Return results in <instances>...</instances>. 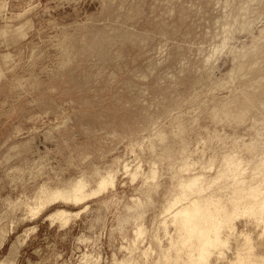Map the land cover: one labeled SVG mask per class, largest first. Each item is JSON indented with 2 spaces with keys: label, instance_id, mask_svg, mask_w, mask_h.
Masks as SVG:
<instances>
[{
  "label": "rangeland",
  "instance_id": "obj_1",
  "mask_svg": "<svg viewBox=\"0 0 264 264\" xmlns=\"http://www.w3.org/2000/svg\"><path fill=\"white\" fill-rule=\"evenodd\" d=\"M262 154L264 0H0V264H150L181 181Z\"/></svg>",
  "mask_w": 264,
  "mask_h": 264
},
{
  "label": "bare ground",
  "instance_id": "obj_2",
  "mask_svg": "<svg viewBox=\"0 0 264 264\" xmlns=\"http://www.w3.org/2000/svg\"><path fill=\"white\" fill-rule=\"evenodd\" d=\"M234 157L235 155H231L227 158L226 170L217 177L221 181L223 178L231 179L224 185L222 192L211 190L212 183L203 179V175L181 181L179 186L181 191L169 200L162 212L163 230L160 229L161 227L159 229L163 232L161 234H164L162 236L167 238V243L163 242L164 238L161 234L160 236L155 234L154 238L159 239L157 245H160L159 254L157 259H151L153 256L151 251L156 252L158 249L154 251L150 244L148 249L150 247L151 251L145 248L144 253L142 252L147 262L151 259L150 264H264V233L262 231L264 230V154L247 163L243 158L235 159ZM128 167L126 165V168ZM116 178V171H108L91 192H88V182L84 178H79L63 187L43 186L35 195V204H33L35 207L29 204L27 206L28 209L33 208L36 212L47 203L49 205L50 201L59 200L58 198L78 202L114 185ZM30 210H28L30 213H34ZM67 213L69 214L66 210H58L54 215L64 220L67 219ZM54 215L52 213V217ZM144 228L138 227L139 232L136 233L141 235L145 232ZM258 230L260 232L255 233ZM24 234L26 235L25 232ZM24 241L25 239L14 240L8 252V260L7 258L5 260L9 261L11 255L13 260ZM101 256H98V259ZM121 261L118 263L123 264L125 260ZM135 263L133 259H130L127 264Z\"/></svg>",
  "mask_w": 264,
  "mask_h": 264
}]
</instances>
